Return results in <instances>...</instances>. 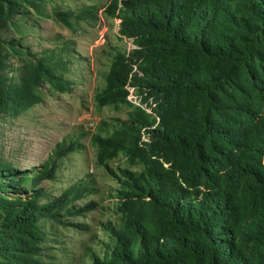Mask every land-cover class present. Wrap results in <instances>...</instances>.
<instances>
[{
	"label": "trees",
	"instance_id": "obj_1",
	"mask_svg": "<svg viewBox=\"0 0 264 264\" xmlns=\"http://www.w3.org/2000/svg\"><path fill=\"white\" fill-rule=\"evenodd\" d=\"M5 7L9 17L11 8ZM104 11L116 15L127 37L144 34L147 41L140 45L144 49L128 55L115 53L104 87L95 96L97 105L122 103L126 86L156 81L155 89L172 96L177 103L188 97L194 99V119L187 128L192 123L196 126L191 136H186L184 112L178 117H162L154 129V121H122L108 135L91 138L98 148L97 162L104 165L122 151L139 153L143 131L148 137L149 153H166L179 147L197 155L193 171L197 175L227 167L228 179L249 180L260 187L264 182L260 167L264 159V115L258 114L264 109V66L259 63L264 45V0H109ZM55 15L67 23L68 13ZM3 26L0 14V31ZM2 44L0 39V72L4 65ZM198 53L213 64L225 66L207 78L196 69L194 55ZM157 56L174 59L173 66L156 65ZM256 64L261 67L262 78ZM240 67L260 83L253 87L252 95L241 83ZM60 69L61 63L54 59L29 62L17 83L6 92L2 91L0 76V113L6 109L20 113L39 103L37 90L41 82L49 83L55 90H66ZM220 115L231 116L234 122L222 126ZM206 144L219 158L218 163L204 155ZM75 148L74 144L56 145L54 158L42 163L31 178L32 190H18L26 200L13 203L12 214L0 216V252L16 256L20 264H41L35 257L42 240L37 220H56L69 201L89 192L72 186L50 202L37 203L42 196L38 184L52 180L56 160ZM120 172L123 190L116 196L126 214L118 226L111 221L101 224L109 243H103L102 261L94 253L89 255L93 264H264L247 259L236 246L243 217L225 191L213 190L198 197L201 194L190 190L193 183L174 173ZM16 175L9 164L0 163V193L9 192L3 181H12ZM139 202L143 211L133 212L131 205ZM86 207L76 209L75 215L86 211ZM260 218L258 229L262 226Z\"/></svg>",
	"mask_w": 264,
	"mask_h": 264
},
{
	"label": "rangeland",
	"instance_id": "obj_2",
	"mask_svg": "<svg viewBox=\"0 0 264 264\" xmlns=\"http://www.w3.org/2000/svg\"><path fill=\"white\" fill-rule=\"evenodd\" d=\"M8 5L11 8L9 17L5 14ZM108 5L109 0H4L0 4L4 25L0 31L4 56L0 72L2 91L6 92L17 83L27 63L40 58L59 61V73L67 84L66 90H55L49 83L41 82L37 90L41 98L39 103L20 113H12L10 109L0 113V163L9 164L17 172L14 180L3 181L9 192L0 193L4 201L0 202V216L12 214L13 203L22 204L26 200L18 190H32L31 178L42 163L54 158L56 145L74 144V151L56 160L54 178L38 184L42 196L37 203L50 202L72 186L89 192L69 201L58 212L56 220H37L42 240L41 250L35 257L41 264H93L89 257L92 253L101 261L104 259V244L109 243V239L101 224L111 221L118 226L126 214L116 196L123 190L119 181L121 170L174 173L189 179L193 183L190 190L201 194L198 197L213 190L225 191L243 217L240 232L235 237L236 246L247 259L264 262V182L260 183V191V187L249 180L228 179L225 176L227 167H219L205 176L197 175L193 172L197 155L179 147L171 152L149 153L148 137L143 131L138 142L139 153L122 151L107 159L104 165L97 162L98 148L91 138L108 135L122 121L135 118L154 121V129L162 117H178L184 112L186 136H191L196 126L192 123L187 128L194 119V99L188 97L177 103L172 96L155 89L156 81L126 86V98L122 103L97 105L95 96L104 87L115 53L128 55L144 49L140 45L147 41L144 34L127 37L116 15L105 13ZM56 12L68 13L67 23L57 17ZM260 50L263 57L259 63L264 66V45ZM194 59L197 71L207 78L217 75L220 66H225V63L213 64L199 53ZM173 62L172 58H155L156 65L172 67ZM238 70L243 87L252 95L253 87H259L260 83L248 76L242 67ZM257 72L262 78L261 67ZM258 114L264 115V109ZM219 122L226 126L234 121L231 116L220 115ZM204 148V155L213 157L212 162L218 163L219 158L213 156L209 145ZM221 165L226 164L218 166ZM260 167L264 178V159ZM140 205L141 202L132 204L131 210L143 211ZM84 206H88L86 211L75 215L76 209ZM259 217L262 226L258 229ZM0 264L20 263L16 256L2 251Z\"/></svg>",
	"mask_w": 264,
	"mask_h": 264
}]
</instances>
